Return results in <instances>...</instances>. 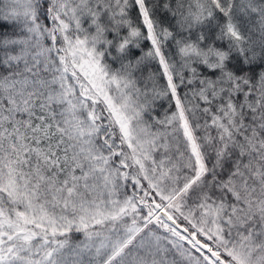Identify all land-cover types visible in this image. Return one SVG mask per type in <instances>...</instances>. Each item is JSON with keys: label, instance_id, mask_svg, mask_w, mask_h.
Here are the masks:
<instances>
[{"label": "snow or ice", "instance_id": "6c2138e0", "mask_svg": "<svg viewBox=\"0 0 264 264\" xmlns=\"http://www.w3.org/2000/svg\"><path fill=\"white\" fill-rule=\"evenodd\" d=\"M0 264H264V0H0Z\"/></svg>", "mask_w": 264, "mask_h": 264}, {"label": "trees", "instance_id": "16d2710c", "mask_svg": "<svg viewBox=\"0 0 264 264\" xmlns=\"http://www.w3.org/2000/svg\"><path fill=\"white\" fill-rule=\"evenodd\" d=\"M5 31H6V29H5ZM167 105L165 104L164 105V107H166ZM163 108H161L159 111H160V115L162 116V112H161V110H162Z\"/></svg>", "mask_w": 264, "mask_h": 264}]
</instances>
